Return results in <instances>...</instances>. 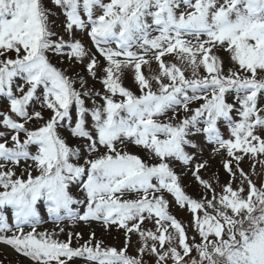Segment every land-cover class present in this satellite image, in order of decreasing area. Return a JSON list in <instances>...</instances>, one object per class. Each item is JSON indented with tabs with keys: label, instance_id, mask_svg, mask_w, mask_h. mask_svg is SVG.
Instances as JSON below:
<instances>
[{
	"label": "snow or ice",
	"instance_id": "snow-or-ice-1",
	"mask_svg": "<svg viewBox=\"0 0 264 264\" xmlns=\"http://www.w3.org/2000/svg\"><path fill=\"white\" fill-rule=\"evenodd\" d=\"M0 245L264 264V0H0Z\"/></svg>",
	"mask_w": 264,
	"mask_h": 264
},
{
	"label": "rangeland",
	"instance_id": "rangeland-1",
	"mask_svg": "<svg viewBox=\"0 0 264 264\" xmlns=\"http://www.w3.org/2000/svg\"><path fill=\"white\" fill-rule=\"evenodd\" d=\"M125 83L128 84L129 81H126ZM96 86L99 87V84H97ZM245 167H247V165H245ZM176 215L179 219H187L186 214L176 213ZM76 230L82 232L85 236H87L89 231L95 230L97 232V236L103 238L106 243L116 245L122 243V237L117 236L115 232H113L112 235H107L103 233L95 224L91 226V229H89L87 226L81 225ZM60 239H65L64 234L60 235ZM0 260H4L6 264H31V261L28 258L16 254L14 250H11L4 245H0Z\"/></svg>",
	"mask_w": 264,
	"mask_h": 264
}]
</instances>
